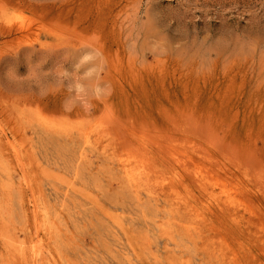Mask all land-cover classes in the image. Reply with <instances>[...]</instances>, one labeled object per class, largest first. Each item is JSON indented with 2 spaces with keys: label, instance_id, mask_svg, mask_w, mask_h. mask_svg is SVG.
Returning a JSON list of instances; mask_svg holds the SVG:
<instances>
[{
  "label": "rangeland",
  "instance_id": "374dc122",
  "mask_svg": "<svg viewBox=\"0 0 264 264\" xmlns=\"http://www.w3.org/2000/svg\"><path fill=\"white\" fill-rule=\"evenodd\" d=\"M263 212L264 0H0V264H264Z\"/></svg>",
  "mask_w": 264,
  "mask_h": 264
},
{
  "label": "bare ground",
  "instance_id": "6f19581e",
  "mask_svg": "<svg viewBox=\"0 0 264 264\" xmlns=\"http://www.w3.org/2000/svg\"><path fill=\"white\" fill-rule=\"evenodd\" d=\"M60 123H61V122H60ZM90 124H91V123H90ZM93 124H94V123H93ZM88 125H89V124H88ZM89 126H90V125H89ZM114 133H115V132H114ZM86 134L88 135L89 132L86 133ZM6 138H7V137H6ZM6 138H5V139H6ZM169 138H170V137H169ZM148 140H149V139H148ZM8 141H9V139H8ZM155 141H156V140H155ZM97 142H98V141H97ZM103 142H104V141H103ZM103 142H101V144H102ZM10 143H11V142H10ZM151 143H152V142H151ZM166 145H167V144H166ZM144 146H145V145H144ZM192 149H194V148H192ZM197 150H198V149H197ZM203 150L205 151V149H203ZM184 153H185V151H184ZM197 153H198V152H197ZM172 154H173V153H172ZM188 155H189V154H188ZM188 155L186 154V156H188ZM191 155H192V153H191ZM197 155H199V154H197ZM197 155H194V156H197ZM224 155H225V154H224ZM16 156H17V155H16ZM194 156L192 155V157H194ZM170 157H171V156H170ZM184 157H185V156H184ZM178 158H179V157H178ZM182 158H183V157H182ZM18 159H19V158H18ZM191 159H193V158H191ZM195 159H196V157H195ZM197 159L199 160V157H198ZM176 160H177V162H178V159H177V158H176ZM184 160H185V159H184ZM187 160H188V159H187ZM189 160H190V159H189ZM189 160H188V161H189ZM208 161H209V160H208ZM179 162H180V160H179ZM184 162H185V161H183V163H184ZM19 164H20V163H19ZM20 165H21V164H20ZM177 165H178V164H177ZM187 165H188V164H187ZM187 165H184L183 168L186 169V168H187ZM189 165H190V164H189ZM224 167H225V166H224ZM75 168H76V167H75ZM188 169H189V168H188ZM186 170H187V169H186ZM148 172H149V171H148ZM196 174H197V173H196ZM138 179H139V178H138ZM210 181L212 182V180H210ZM140 183H141V182H140ZM213 185H215V183H212V186H213ZM201 186H202V185H201ZM219 186H220V185H219ZM223 186H224V185H223ZM223 186L221 185V188H223ZM159 187H161V186H158V189H159ZM162 187H164V186H162ZM212 188H213V187H212ZM247 188H248V187H247ZM160 189H161V188H160ZM160 189H159V190H160ZM163 189H164V188H163ZM163 189H162V190H163ZM228 189H229V188H228ZM244 189H245V188H244ZM220 190H221V189H220ZM224 190H225V189H223V193H224ZM231 190H232V189H231ZM242 190H243V189H242ZM202 191H203V189H202ZM246 191H247V190H246ZM249 191H250V190H249ZM226 192H227V190H226ZM83 193H84V192H83ZM119 193H120V192H119ZM230 193H231V192H230ZM230 193H229V195H230ZM176 194H177V193H176ZM190 194H191V193H190ZM210 195H211V194H210ZM223 195H224V194H223ZM219 196H220V195H219ZM226 196H227V195H226ZM235 196H236V195H235ZM214 197H215V196H214ZM214 197H213V200H215ZM217 197H218V196L216 195V198H217ZM223 197H224V196H223ZM231 197H232V196H231ZM89 198H90V197H89ZM192 198H193V197H192ZM225 198H226V197H225ZM227 198H228V197H227ZM232 198H233V197H232ZM220 200H221V199H220ZM178 201H179V200H178ZM186 201H187V200H186ZM181 202H183V201H181ZM232 202H234L233 199H232ZM236 202H237V201H236ZM238 202H239V200H238ZM184 203H186V202H184ZM222 203H223V201H222ZM216 204H217V203H216ZM224 204H225V203H224ZM226 204H227V202H226ZM184 205H185V204H184ZM188 205H190L189 202H188ZM191 205H192V204H191ZM191 205H190V206H191ZM233 205H234V204H233ZM233 205H232V206H233ZM240 205H241V204H240ZM214 206H215V205H214ZM218 206H219V205H217V207H218ZM191 207H192V206H191ZM191 207H190V208H191ZM190 208H189V209H190ZM194 209H195V208H194ZM209 210H212V209H209ZM233 210H234V209H233ZM233 210H232V211H233ZM253 210H254V209H253ZM261 210H262V208H261ZM187 211L189 212V210H187ZM227 211H229V209H228ZM232 211H231V212H232ZM249 211H250V210H249ZM262 211H263V210H262ZM250 212H251V211H250ZM212 213H213V212H212ZM236 213H237V212H236ZM263 213H264V212H263ZM198 214H199V213H198ZM201 214H202V213H201ZM238 214H239V213H238ZM109 215H110V214H109ZM174 215H175V214H174ZM206 215H208V214H206ZM114 216H115V215H114ZM200 216H201V215H200ZM230 216H231V215H230ZM236 216H238V215L236 214ZM258 216H259V215H258ZM176 217H177V216H176ZM218 217H219V216H218ZM222 217H223V216H222ZM226 217H227V216H226ZM234 217H235V215H234ZM239 217H241V214L239 215ZM170 218H171V217H170ZM174 218H175V216H174ZM174 218H173V219H174ZM208 218H210V217H208ZM219 218H220V217H219ZM232 218H233V217H232ZM247 218H248V217H246V220H248ZM260 218H261V217H260ZM119 219H120V218H119ZM194 219H196V218H194ZM198 219H200V218H198ZM201 219H202V216H201ZM203 219H204V217H203ZM203 219H202V220H203ZM213 219H214V218H213ZM240 219H241V218H240ZM243 219H244V218H243ZM261 219H262V218H261ZM208 220H209V219H208ZM217 220H218V219H217ZM231 220H235V219L233 218V219H231ZM175 221H176V220H174L173 222L175 223ZM199 221H201V220H199ZM203 221H205V220H203ZM239 221H240V220H239ZM250 221H251V220H250ZM250 221H249V222H250ZM261 221H262V220H261ZM178 222H180V221H178ZM178 222H177V224H178ZM185 222H187V221H185ZM185 222L183 221L184 224H186ZM192 222H193V221H192ZM192 222H190V224H191ZM205 222H206V221H205ZM205 222H204V223H205ZM210 222H212V220H211ZM223 222H224V221H223ZM233 222H234V221H233ZM241 222H242V221H241ZM263 222H264V221H263ZM213 223H214V221L212 222V224H213ZM216 223H217V222H216ZM236 223H237V220H236ZM177 224H176V225H177ZM194 224H195V221H194ZM222 224H223V223H222ZM237 224H238V223H237ZM166 225H167V224H166ZM180 225H182V222L180 223ZM180 225H179V226H180ZM196 225H197V224H196ZM202 225H203V224H202ZM224 225H225V224H224ZM239 225H240V224H239ZM258 225H259V224H258ZM121 226H122V225H121ZM171 226H173L172 223H171ZM177 226H178V225H177ZM200 226H201V225H200ZM208 226H209V225H208ZM225 226H226V225H225ZM244 226H245V225H244ZM256 226H257V223H256ZM209 227H210V230H212V229H211V226H209ZM209 227H208V228H209ZM217 227H218V226H217ZM226 227H227V226H226ZM172 228H173V227H172ZM177 228H178V227H177ZM181 228H183V227H181ZM206 228H207V227H206ZM208 228H207V229H208ZM212 228H213V227H212ZM232 228H233V227H232ZM259 228H261V227L259 226ZM163 229H164L163 231L166 233V231H165L166 228H163ZM185 229H186V228H185ZM215 229H217V228H215ZM218 229H219V227H218ZM248 229H249V228H248ZM261 229H262V228H261ZM263 229H264V228H263ZM166 230H167V229H166ZM170 230H172V229H170ZM170 230H169V231H170ZM178 230H179V229H178ZM203 230H204V229H203ZM213 230H214V229H213ZM249 230H250V229H249ZM258 230H259V229H258ZM167 231H168V230H167ZM185 231H186V230H185ZM187 231H188V230H187ZM200 231H201V230H200ZM216 231H217V230H216ZM220 231H221V229H220ZM246 231H247V230H246ZM173 232H174V230H173ZM189 232H191V229H190ZM212 232H213V231H212ZM218 232H219V231H218ZM238 232H240V231H238ZM171 233H172V232H171ZM185 233H186V232H185ZM251 233H252V232H251ZM254 233H255V232H253V234H254ZM257 233H258V232H257ZM33 234H34V233H33ZM189 234H190V233H189ZM191 234H192V232H191ZM205 234H206V233H205ZM207 234H208V233H207ZM210 234H211V236H212V233H210ZM214 234H215V233H214ZM214 234H213V236H214ZM219 234L221 235L220 232H219ZM226 234H227V233H226ZM166 235L169 236L167 233H166ZM173 235H174V233H173ZM173 235H170V237H171V236L173 237ZM185 235H186V234H185ZM208 235H209V234H208ZM220 235H217V236H216V234H215V236H216L217 238H219L218 236H220ZM222 235H223V234H222ZM228 235H229V234H228ZM231 235H233V234H231ZM231 235H229V236H231ZM256 235H257V234H256ZM211 236H210V237H211ZM234 236H235V235H234ZM174 237H175V236H174ZM206 237H207V236H206ZM216 237H215V238H216ZM223 237H225V236H222V238H223ZM204 238H205V237H204ZM215 238H214V239H215ZM225 238H226V237H225ZM257 238H258V237H257ZM262 238H263V237H262ZM170 239H171V238H170ZM170 239H169V240H170ZM172 239H173V238H172ZM200 239L203 240V236H202V238L200 237ZM239 239H240V238H238V240H239ZM243 239H244V238H243ZM251 239H252V238H251ZM263 239H264V238H263ZM205 240H206V239H205ZM218 240H219V239H218ZM225 240H226V239H225ZM236 240H237V239H235V242H236ZM238 240H237V242H238ZM245 240H246V239H245ZM259 240H260V239H259ZM259 240H258V241H259ZM214 241H215V240H214ZM219 241H220V240H219ZM223 241H224V240H223ZM228 241H229V240H228ZM241 241H242V240H241ZM34 242H35V241H34ZM37 242H38V241H37ZM203 242H205V241L203 240ZM211 242H213V241H211ZM215 242H216V241H215ZM215 242H213V243H215ZM247 242H249V241H247ZM252 242H253V241H252ZM254 242H255V241H254ZM35 243H36V242H35ZM35 243H34V246H35ZM216 243L218 244V241H217ZM216 243H215V245H216ZM226 243H227V242H226ZM226 243H225V244H226ZM229 243H230V242H229ZM239 243H240V242H239ZM242 243H243V241H242ZM250 243H251V242H250ZM259 243H261V242H259ZM19 244H20V243H19ZM199 244H200V246L202 245L201 243H199ZM227 244H228V243H227ZM233 244H234V243H233ZM244 244H245V243H244ZM207 245H208V243H207ZM209 245H210V244H209ZM237 245H238V244H237ZM241 245H242V244H241ZM258 245H259V244H258ZM258 245H257V246H258ZM200 246H199V248H202V247H200ZM227 246H228V245H227ZM231 246H232V245H231ZM245 246H246V245H245ZM247 246H248V245H247ZM251 246H252V245H251ZM35 247H36V246H35ZM210 247H211V246H210ZM228 247H230V244H229ZM241 247H243V246H241ZM241 247H240V248H241ZM261 247H262V246H261ZM29 248H30V247H29ZM204 248H205V247H204ZM206 248H207V247H206ZM222 248H223V247H222ZM222 248H221V249H222ZM232 248H233V247H232ZM232 248H231V250H233ZM246 248H247V247H246ZM214 249H215V248H214ZM227 249H228V248H227ZM241 249H242V248H241ZM241 249H240V250H241ZM247 249H249V248H247ZM260 249H261V248H260ZM30 250H31V249H30ZM200 250H201V249H200ZM209 250H210V249H209ZM250 250H251V249H250ZM261 250H262V249H261ZM261 250H260V251H261ZM263 250H264V249H263ZM31 251H32V250H31ZM204 251H205V250H204ZM233 251H234V250H233ZM233 251H232V253H230V254H234ZM246 251H247V250H246ZM255 251H256V250H255ZM202 252H203V251H202ZM207 252H208V251H207ZM207 252H206V253H207ZM214 252H215V251H214ZM229 252H230V251H229ZM239 252H240V251H238V253H239ZM257 252H258V251H257ZM263 252H264V251H263ZM130 253H131V252H130ZM203 253H204V252H203ZM206 253H204V254H206ZM226 253H227V250H226ZM208 254H210V253H208ZM239 254H240V253H239ZM217 255H218V254H217ZM225 255H226V254H225ZM227 255H229V253H227ZM227 255H226V256H227ZM244 255H246L245 252H244ZM226 256H225V257H226ZM231 256H232V255H231ZM251 256H252V253H251ZM251 256H250V259H252ZM206 257H207V255H206ZM233 257H235V258H233V259H234V262H236V261H237L236 256L233 255ZM237 257L239 258V256H237ZM241 257H242V255H241ZM253 257H255L254 254H253ZM228 258H229V257H228ZM242 258H243V257H242ZM208 259H209V258H208ZM219 259H221V258H219ZM223 259H224V258H223ZM235 259H236V261H235ZM246 259H247V258H246ZM173 260H174V259H173ZM226 260H227V259H226ZM34 261H35V260H34ZM212 261L214 262V260H212ZM257 261H259V260L257 259ZM31 262H32V260H31ZM224 262H226V261H224ZM237 262H238V261H237ZM240 262H241V261H240ZM250 262H251V261H250ZM255 262H256V261H255ZM255 262H254V263H255ZM263 262H264V261H263ZM214 263H215V262H214ZM251 263H252V262H251ZM257 263H258V262H257ZM228 264H229V262H228ZM233 264H234V263H233ZM241 264H242V263H241Z\"/></svg>",
  "mask_w": 264,
  "mask_h": 264
}]
</instances>
